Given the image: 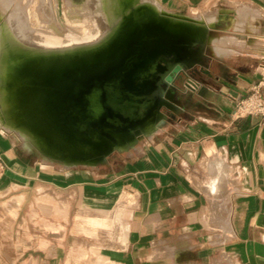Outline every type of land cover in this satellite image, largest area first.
Listing matches in <instances>:
<instances>
[{"label": "crops", "instance_id": "0c3cea01", "mask_svg": "<svg viewBox=\"0 0 264 264\" xmlns=\"http://www.w3.org/2000/svg\"><path fill=\"white\" fill-rule=\"evenodd\" d=\"M175 1L190 15L195 8L214 13L208 36L217 40L193 53L191 66L198 63L165 89L155 119L136 138L137 151L112 148L97 166L54 175L50 185L68 191L66 209H79L73 219L87 216L88 209L101 219L107 211L103 198L111 203L132 198L120 241L126 242L122 264H149L155 251L179 264H264V128L255 118L231 117L236 100L264 74V0ZM240 5L250 13L238 15ZM186 83L193 88L186 89ZM143 137L146 143L139 148ZM11 151L0 133V170ZM114 153L125 156L116 160ZM28 178L39 180L35 170ZM6 189L7 176L0 174V200ZM16 200L13 216L0 211V264H49L58 235L75 251L74 226L62 233L38 227V193L30 201ZM47 202L51 213L55 197L47 196ZM95 232L100 253L102 233ZM107 259L105 264H119L108 254Z\"/></svg>", "mask_w": 264, "mask_h": 264}, {"label": "bare ground", "instance_id": "6f19581e", "mask_svg": "<svg viewBox=\"0 0 264 264\" xmlns=\"http://www.w3.org/2000/svg\"><path fill=\"white\" fill-rule=\"evenodd\" d=\"M20 1L0 0V131L61 168L95 167L112 148L137 151L136 138L155 119L167 88L161 75L150 80L151 70L161 71V61L192 63L184 43L153 38L158 20L171 35L217 40L208 36L214 13L177 14L158 0L68 2L84 27L59 38L29 28ZM40 3L51 17V0ZM248 10L240 5L237 14ZM97 255L109 260L104 251Z\"/></svg>", "mask_w": 264, "mask_h": 264}, {"label": "rangeland", "instance_id": "374dc122", "mask_svg": "<svg viewBox=\"0 0 264 264\" xmlns=\"http://www.w3.org/2000/svg\"><path fill=\"white\" fill-rule=\"evenodd\" d=\"M81 1L82 0H51L52 3H50V7L52 10L51 14L53 15H51V17L50 15L48 16L43 8H41L40 0H25L23 2L20 1L19 4L22 6V9L24 8L23 16L29 28L41 30L50 35L52 34L62 38L65 37V33L70 32L75 35L77 29L81 30V28L84 27L81 18L74 16L67 7L68 2L79 4ZM27 2L29 4H27ZM158 2L163 7L165 6L164 8L172 10L177 14L183 12L191 13L189 9L187 10V7H181V3H176L175 0H158ZM26 4L28 7L25 6ZM192 12L195 15L202 13V11L197 8ZM47 22L48 24H46ZM143 30L146 31V29H142V31ZM148 32H151L150 29ZM206 47L208 46L205 42L200 43V45L192 44L191 46H188L189 51L196 54L204 52ZM0 133L5 135L8 143L12 147V154L8 155L10 161H7V166L0 170L1 175L6 174L7 176L8 188L6 189V195L0 200V211H4L8 217L13 216L15 207L19 205V201H17L16 198L24 196V200L30 201V199L38 193L39 201L34 214V218L38 222V227L42 230L55 229L58 233H62L65 226H74L77 229L79 242L76 244V247H74L75 251L72 252L68 250L66 247L68 244H64L62 241V235H58L54 242V248L49 251V264H105V262L100 263L99 261L97 254L100 250L95 251L96 230L97 232L100 230L102 233V248H104V252L109 255L110 260L119 264L125 263L126 242L122 243L120 241L123 240L122 232H124L126 228L128 214L127 207L132 203V198L128 196H120L115 203H111L109 200L106 201V198H103V209H106L107 211L102 212L101 219L96 218V210L94 209H88L86 211L87 216L83 218L73 219L72 216H76L79 209L67 210L65 207V201L68 198V191L62 187L54 188L50 185L49 179L54 175H64L66 171H71L76 174L83 168L77 167L63 169L56 165L44 167L35 151H25L22 149L19 145L20 143L14 139L12 134L2 131H0ZM146 139L147 137L141 138L138 142L139 148H142V145L146 143ZM112 156L117 160L125 156V154L114 153ZM32 170H35L38 174L39 180L30 183L28 177L32 175ZM15 179L22 182V185L20 186L19 182L12 185V182H14ZM36 188L38 189V192H36ZM47 196L55 197V206L51 213L47 202ZM80 212H82V210H80ZM9 224L10 222L7 220L6 227H9ZM39 255H41V257L45 256L46 252H40ZM149 264L179 263H176L174 258L169 254L155 251ZM214 264L219 263L215 262Z\"/></svg>", "mask_w": 264, "mask_h": 264}, {"label": "built area", "instance_id": "2783aa9c", "mask_svg": "<svg viewBox=\"0 0 264 264\" xmlns=\"http://www.w3.org/2000/svg\"><path fill=\"white\" fill-rule=\"evenodd\" d=\"M185 87L193 88L190 83H186ZM231 117L233 120L255 118L257 124L264 128V74L251 85L246 96L236 100Z\"/></svg>", "mask_w": 264, "mask_h": 264}, {"label": "water", "instance_id": "95a60500", "mask_svg": "<svg viewBox=\"0 0 264 264\" xmlns=\"http://www.w3.org/2000/svg\"><path fill=\"white\" fill-rule=\"evenodd\" d=\"M153 30H154L153 38L155 40L166 41L168 43H171V45H174L176 42H182L186 46H191L192 44L200 45V42H198L197 40H194L192 38H188V37L187 38H183V37H180V36H175V35L169 34L167 32L166 25H165V23L162 20H158L154 24ZM156 63H159V60ZM197 63H194L190 67H185L181 63L176 62V63L172 64L170 67H168V66L165 65V63L163 61H161L160 64L162 66V70L159 71V72H156V70H154V68H153L151 70V72H150V77L149 78H150V80H153V79L157 78L158 75H161V80H162V82H164L163 83L164 86L170 87V89H171V87L175 84V81L177 79L181 78V74L185 70H188V69L192 68ZM175 65H179L180 69L175 70V67L173 68V66H175Z\"/></svg>", "mask_w": 264, "mask_h": 264}]
</instances>
